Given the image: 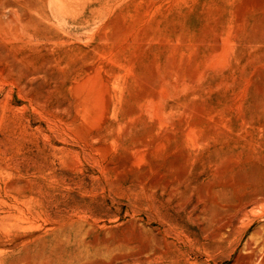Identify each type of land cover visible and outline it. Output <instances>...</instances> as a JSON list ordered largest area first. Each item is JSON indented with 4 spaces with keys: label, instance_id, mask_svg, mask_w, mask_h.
I'll use <instances>...</instances> for the list:
<instances>
[{
    "label": "rangeland",
    "instance_id": "rangeland-1",
    "mask_svg": "<svg viewBox=\"0 0 264 264\" xmlns=\"http://www.w3.org/2000/svg\"><path fill=\"white\" fill-rule=\"evenodd\" d=\"M0 264H264V0H0Z\"/></svg>",
    "mask_w": 264,
    "mask_h": 264
}]
</instances>
